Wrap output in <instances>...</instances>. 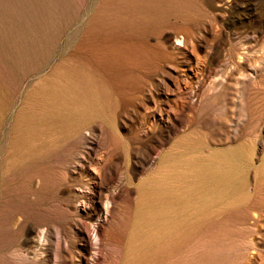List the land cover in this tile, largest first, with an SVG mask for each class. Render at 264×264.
I'll use <instances>...</instances> for the list:
<instances>
[{
  "label": "rangeland",
  "instance_id": "1",
  "mask_svg": "<svg viewBox=\"0 0 264 264\" xmlns=\"http://www.w3.org/2000/svg\"><path fill=\"white\" fill-rule=\"evenodd\" d=\"M263 97L264 0H0V264H264Z\"/></svg>",
  "mask_w": 264,
  "mask_h": 264
},
{
  "label": "bare ground",
  "instance_id": "2",
  "mask_svg": "<svg viewBox=\"0 0 264 264\" xmlns=\"http://www.w3.org/2000/svg\"><path fill=\"white\" fill-rule=\"evenodd\" d=\"M182 42H183L182 40H180V41H178V42L175 41V43H176L177 45H179V44L181 45ZM130 63H131V62H130ZM76 80H77V79H76ZM77 82H78V81H77ZM79 82H81V81H79ZM83 82H84V81H83ZM256 82H257V81H256ZM41 83H42V82H41ZM89 85H90V84H89ZM89 85H88V86H89ZM253 85H254V84H253ZM259 85H260V84H259ZM259 85H258V86H259ZM35 86H36V85H35ZM90 86H91V85H90ZM256 86H257V85H256ZM259 87H260V86H259ZM57 88H58V87H57ZM89 88H90V87H89ZM104 88H105V87H104ZM46 89H47V88H46ZM256 89L258 90V88H256ZM85 90H86V89H85ZM94 90H95V89H94ZM97 91H98V90H97ZM255 91H256V90H255ZM258 91H259V90H258ZM258 91H257V93H258ZM260 91H261V90H260ZM92 92H93V90H92ZM79 93H80V92H79ZM104 93H105V92H104ZM94 94H95V93H94ZM96 95H97V94H96ZM257 95H258V94H257ZM263 98H264V97H263ZM97 100H98V99H97ZM255 101H256V100H255ZM209 102H210V101H209ZM212 102H213V101H212ZM51 104H52V103H51ZM208 104H209V103H208ZM213 104H214V102H213ZM251 105H252V104H251ZM204 106H206V104H205ZM208 106H209V105H208ZM199 108H200V107H199ZM205 108H206V107H205ZM208 108H209V107H208ZM250 109H251V108H250ZM196 117H197V116H196ZM198 117H199V116H198ZM205 119H206V118H205ZM191 120H192V119H191ZM202 124H203V123H202ZM210 124H211V123H210ZM204 135H205V134H204ZM187 155H188V153H187ZM184 156H185V155H184ZM185 166H186V165H185ZM187 167H188V166H187ZM95 168H96V167H95ZM195 168H196V167H195ZM200 168H201V167H200ZM98 169H99V168H98ZM100 169H101V168H100ZM170 169H171V168H170ZM198 169H199V167H198ZM94 170H95V169H94ZM200 170H201V169H200ZM95 172H97V174L100 175V174H99V171H96V170H95ZM183 174H184V173H183ZM101 175H102V174H101ZM169 184H170V183H169ZM167 186H169V185H167ZM190 188H191V187H190ZM178 189H179V188H178ZM185 191H186V190H185ZM161 193H162V192H161ZM163 193H164V192H163ZM165 194H166V193H165ZM180 194H181V193H180ZM157 196H158V195H157ZM160 196H161V195H160ZM174 196H175V195H174ZM153 197H155V196H153ZM162 197H163V196H162ZM163 198H164V197H163ZM136 200H137V199H136ZM136 200H135V201H136ZM174 230H175V229H174ZM165 250H166V249H165ZM158 258H159V257H158ZM154 260H155V259H154Z\"/></svg>",
  "mask_w": 264,
  "mask_h": 264
}]
</instances>
